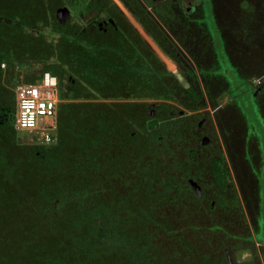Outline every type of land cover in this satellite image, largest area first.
<instances>
[{"label":"trees","instance_id":"obj_1","mask_svg":"<svg viewBox=\"0 0 264 264\" xmlns=\"http://www.w3.org/2000/svg\"><path fill=\"white\" fill-rule=\"evenodd\" d=\"M64 3L0 0V66L41 64L62 100L56 142L22 145L14 93L0 89V264H228L222 239L208 250L193 214L222 200L203 206L205 148L192 118L172 113L199 110L201 98L124 19L98 29L95 20L111 15L103 2L59 23ZM130 7L169 53L156 9Z\"/></svg>","mask_w":264,"mask_h":264},{"label":"rangeland","instance_id":"obj_2","mask_svg":"<svg viewBox=\"0 0 264 264\" xmlns=\"http://www.w3.org/2000/svg\"><path fill=\"white\" fill-rule=\"evenodd\" d=\"M91 1L71 0L70 7L76 14H85ZM205 8H212L217 22L211 38L202 21V7L196 8L199 20L193 29L179 25L181 16L172 8L158 11L170 33H165L171 43L169 53L125 14L166 70L201 98L199 110L174 105L171 112L192 118L194 141L199 151L205 148L198 153L204 159L201 180L208 186L204 208L222 198L210 216L204 210L193 213L196 224L205 226L203 237L211 243L208 250L217 247L220 237L232 264H264V0H205ZM40 71L41 64L35 63L2 65L0 89L14 93L18 83L36 80ZM51 135L53 140L47 143L41 132L16 133L20 144L38 147L54 144L56 132ZM204 138L207 142L202 144Z\"/></svg>","mask_w":264,"mask_h":264},{"label":"built area","instance_id":"obj_3","mask_svg":"<svg viewBox=\"0 0 264 264\" xmlns=\"http://www.w3.org/2000/svg\"><path fill=\"white\" fill-rule=\"evenodd\" d=\"M14 96L15 129L27 133L41 132L47 143L52 142L51 133L56 132L60 103L57 77L48 71L40 72L33 82L18 83Z\"/></svg>","mask_w":264,"mask_h":264},{"label":"flooded vegetation","instance_id":"obj_4","mask_svg":"<svg viewBox=\"0 0 264 264\" xmlns=\"http://www.w3.org/2000/svg\"><path fill=\"white\" fill-rule=\"evenodd\" d=\"M70 1L71 0H65V3L57 8V10L59 8H67V10L69 12V15L66 18H64L62 23L66 22L71 16L78 15V14L74 13L72 8L70 7ZM96 1H97V3L103 2V4L106 5L107 10L111 9V15H108V17L102 16V18L95 20V24L97 25L98 29H100L102 31H106V28L108 27V25L115 26V21L113 20V18L111 16H114L115 18H118V19H124V21H126L129 26L133 27L132 23L127 18L125 12L129 15V17L134 19V22L138 26H140L141 28L143 27L140 24V22L138 21V19L136 18V16L131 11L130 5L132 4V0H96ZM181 1L183 3H181ZM211 1L212 0H209L210 3H211ZM136 2L138 3L139 6H141L143 8L150 7V8H152V10L156 9L157 12L158 11L164 12V11H167V9L172 8L174 10V12H173L174 14L176 13V14L181 16L180 19H178V22H179L178 24L179 25H181V24L187 25V28H191V29L194 28L193 26H194L195 22H197V20H199V18L196 17V15H197L196 14L197 13L196 8L202 7V11L205 9V0H180V1H178V0H136ZM174 6H175V8H174ZM57 10L55 11V17L59 21L60 19L57 18V15H56ZM204 16H205V14H204ZM160 23H161L162 27L164 29H166V31L168 32V30L164 26V24H162V22H160ZM144 31H146V30H144ZM173 63L175 64V62H173ZM3 99H5V98L3 96L2 91H0V102L1 103H2ZM0 110H1V108H0ZM199 127H201L200 122L198 124V129H199Z\"/></svg>","mask_w":264,"mask_h":264},{"label":"crops","instance_id":"obj_5","mask_svg":"<svg viewBox=\"0 0 264 264\" xmlns=\"http://www.w3.org/2000/svg\"><path fill=\"white\" fill-rule=\"evenodd\" d=\"M146 10L149 12V13H151L152 15H153V13H152V8H150V7H148V8H146ZM204 14H205V17H204V20H202L203 21V23H204V25H206L207 26V32H208V34H209V36H210V38L212 37V35L211 34H213V29H215V28H213V26H216L217 25V22L215 21V19H214V16H213V10H212V8H210L209 10H206V8L204 9ZM155 17V16H154ZM155 19L157 20V22H158V24H159V26L161 27V29L164 31V33H168V34H170L169 33V31L167 32L166 31V29H164L163 27H162V25H161V23H160V20L159 19H157L156 17H155ZM130 20V19H129ZM134 20V19H133ZM211 24V26H209ZM133 29H134V27H132ZM139 28L143 31V33L147 36V37H149L150 39H151V41L157 46V44L152 40V38L149 36V34L147 33V31H144L140 26H139ZM216 31V30H215ZM137 33V32H136ZM138 34V33H137ZM139 35V34H138ZM140 36V35H139ZM170 40V39H169ZM158 47V46H157ZM176 65V64H175Z\"/></svg>","mask_w":264,"mask_h":264},{"label":"water","instance_id":"obj_6","mask_svg":"<svg viewBox=\"0 0 264 264\" xmlns=\"http://www.w3.org/2000/svg\"><path fill=\"white\" fill-rule=\"evenodd\" d=\"M56 15H57V18L60 19L59 22L62 23L64 18H66L69 15V12H68L67 8H59L57 10V12H56ZM206 142H207V139L204 138L203 141H202V144H205ZM189 184H190L192 190L194 191V193L198 197H200L201 196L200 187L192 180H189ZM226 257H227L228 264H232V261H231V259H230L228 254L226 255Z\"/></svg>","mask_w":264,"mask_h":264}]
</instances>
